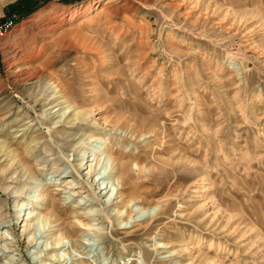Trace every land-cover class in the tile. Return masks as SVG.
I'll return each instance as SVG.
<instances>
[{
	"label": "rangeland",
	"instance_id": "374dc122",
	"mask_svg": "<svg viewBox=\"0 0 264 264\" xmlns=\"http://www.w3.org/2000/svg\"><path fill=\"white\" fill-rule=\"evenodd\" d=\"M1 12L21 21L0 45V247L6 233L20 242L0 264H264V0H0ZM128 116L157 137L113 128ZM111 152L144 160L127 174L138 203L116 194ZM70 178L106 189L85 203Z\"/></svg>",
	"mask_w": 264,
	"mask_h": 264
},
{
	"label": "bare ground",
	"instance_id": "6f19581e",
	"mask_svg": "<svg viewBox=\"0 0 264 264\" xmlns=\"http://www.w3.org/2000/svg\"><path fill=\"white\" fill-rule=\"evenodd\" d=\"M18 72H21V70H19ZM33 73H31L30 71H28L26 69L24 70V76L26 75V79L32 77L34 75ZM56 88L57 87H55L52 92H54L56 90ZM60 90L58 89L57 93L60 92ZM63 92H64V90H63ZM55 101L56 100L53 99L49 104H53V103H55ZM83 117H84V115L82 113L73 114L71 116L70 120H69V123L70 122H77V121L80 122V121L83 120ZM129 118H130V120H129ZM132 121H134L133 124H131ZM146 121L147 120H145V119L141 120L137 116H131V117L128 116L127 119L122 120V121L120 119H116L114 121L113 128H121L124 131H129V133H131V137L134 139V141L137 139V135L136 134H142L143 132H145L147 130V128H148V130L146 131V134H152L153 136L157 137L156 132H155L156 131L155 130V128H156L155 123L149 122L147 124ZM112 152H114V151H112ZM112 152H111V159H112V163H113V168L112 169H113V171L116 174H118L119 191H117L116 194L118 195V197L120 199H122V201L126 202V204H129L131 201H133L134 203H138V201L140 199V197H139L140 194L138 195L136 191H137V187L139 185L138 184H133V185L128 186L127 174H128V171L131 169V167H133V165L138 167L139 164L143 163L144 160L142 159L141 156L140 157L139 156H133V157H131V160L129 162H124V160H125L124 159L125 158L124 154H121L119 156H114V153H112ZM8 154H9L8 152L0 150V156L1 157H5V159H6V158L10 157ZM117 154H118V152L116 153V155ZM173 156L174 157H171V160H170L171 162H173L176 165H183L184 164V162H183L184 161L183 160L184 156H183V154L180 151H179V153L177 155H173ZM20 158H22V157H20ZM173 159H176V161H173ZM87 160L88 159H85V163H83V159H81V160L77 161L76 164L73 166L74 169H75L74 175L76 176V178H78L81 175L80 170L84 167L86 162H88ZM158 162H160V161H157L156 159H153L151 163L155 164V163H158ZM151 163H147L146 165H150ZM160 163H162V162H160ZM98 167H99V162H97L94 166L89 165V172H87L85 174V176H88V178L93 177L97 173ZM29 171H30L31 175L36 174L35 171L32 170V169H29ZM129 172H131V170ZM9 179H11V178H9ZM71 179H73V178L67 179V184H66L65 190H67V189L71 190L72 192H71L70 196L73 197V198H78L80 196L82 197V195H85L83 197L84 199H86L85 203L91 202V199H97L96 197H98V194L100 196L102 194V190L106 189V187L104 189H100L99 186H98V183H95V182H92V181L88 182V180H86L85 182L84 181L77 182V181H74V180H71ZM4 180H6V178ZM79 184H82L84 187H81V188L79 187V190L75 191L76 189H78V185ZM89 188H91V189L93 188V191L90 190ZM183 188H184V183H181V184L179 183L178 189H177V193L181 194V192H183ZM84 189H86V190L84 191ZM57 191L61 192L62 190L58 189ZM95 191H97L98 194H95L94 193ZM161 192H162V189H158V190L152 191L150 193L146 192L143 195L146 196V197H149V196L158 195ZM107 193H105V195ZM172 193H173V191H171V190L167 191V195L168 196H170ZM177 197L178 196H176V199H177ZM50 199H52V198H50ZM50 199L48 201H50ZM97 200H99V199H97ZM50 202H51V205H50L51 211L49 213H47V215H46V219L49 221V225L60 222V219L56 215L57 213H56V209H55V203H53L52 201H50ZM171 203H172V200H170V199L159 203V207H160L159 209L161 210V212H163V210L165 208V205H170ZM120 219H121V221L123 220L122 218H120ZM152 219L150 218V221ZM87 223H88L87 220H85V221L83 220L80 224L82 226L88 227ZM25 226L28 229L30 228V225H28V226L25 225ZM24 232H26V230H24ZM6 235H7V237H5V239L7 238L8 240H10L11 243L13 242L14 244H12L11 247H10V245H7L8 248L0 247V253L2 255L6 254V253H12L13 251H18L19 248H20V242L15 240L16 238L14 237V233H6ZM8 236H10V239L8 238ZM12 240H14V241H12ZM57 241H59V240H57ZM35 244H36V242L34 240V237H33V235H31L29 240H27L26 246H27V248H30V247H34ZM13 247H16V248L13 249Z\"/></svg>",
	"mask_w": 264,
	"mask_h": 264
},
{
	"label": "built area",
	"instance_id": "2783aa9c",
	"mask_svg": "<svg viewBox=\"0 0 264 264\" xmlns=\"http://www.w3.org/2000/svg\"><path fill=\"white\" fill-rule=\"evenodd\" d=\"M21 21V16L18 13H0V45L4 38L14 30Z\"/></svg>",
	"mask_w": 264,
	"mask_h": 264
},
{
	"label": "trees",
	"instance_id": "16d2710c",
	"mask_svg": "<svg viewBox=\"0 0 264 264\" xmlns=\"http://www.w3.org/2000/svg\"><path fill=\"white\" fill-rule=\"evenodd\" d=\"M43 2H46V1H48V0H42ZM33 9H27V10H25L24 11V13H23V16L25 17V16H27L31 11H32ZM18 13V12H17Z\"/></svg>",
	"mask_w": 264,
	"mask_h": 264
}]
</instances>
